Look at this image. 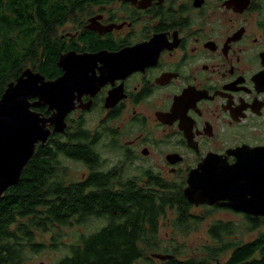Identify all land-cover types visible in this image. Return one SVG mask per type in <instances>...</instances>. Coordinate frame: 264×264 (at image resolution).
I'll list each match as a JSON object with an SVG mask.
<instances>
[{"label": "flooded vegetation", "instance_id": "flooded-vegetation-1", "mask_svg": "<svg viewBox=\"0 0 264 264\" xmlns=\"http://www.w3.org/2000/svg\"><path fill=\"white\" fill-rule=\"evenodd\" d=\"M84 11L61 26L52 54L58 69L49 80L64 75V57L76 70L67 74L75 107L65 141H87L97 154L110 148L115 161L105 169L99 154V169L121 181L151 175L185 197L193 175L196 192L218 201L187 200L191 212L241 222L208 230L223 222L245 232L247 218L261 220L247 209L264 193V0H95ZM206 214H196L200 225Z\"/></svg>", "mask_w": 264, "mask_h": 264}, {"label": "trees", "instance_id": "trees-1", "mask_svg": "<svg viewBox=\"0 0 264 264\" xmlns=\"http://www.w3.org/2000/svg\"><path fill=\"white\" fill-rule=\"evenodd\" d=\"M94 1L0 0V98L28 64L48 80L57 73L52 62L57 29L84 14L87 3ZM63 136L52 134L44 146L39 144L18 185L0 198V264H26L29 252L41 254L47 245L37 241L38 235L51 234L50 249L56 250L61 229L92 220L104 223L69 245L57 264H153L151 256L160 252L173 256L163 264H264V217L247 218L245 232L235 231L233 223H214L208 230L214 244L203 247L202 262L181 259L179 245L163 248L160 222L169 212L176 214L171 225L178 234L188 235L200 224L180 186L151 175L149 182L143 177L139 182L118 180L113 172L100 171L101 157L87 148V141L66 142ZM70 156L90 170L86 178L67 180L63 158ZM254 232L253 239L243 240Z\"/></svg>", "mask_w": 264, "mask_h": 264}, {"label": "water", "instance_id": "water-1", "mask_svg": "<svg viewBox=\"0 0 264 264\" xmlns=\"http://www.w3.org/2000/svg\"><path fill=\"white\" fill-rule=\"evenodd\" d=\"M94 57L98 56H81L82 59ZM65 59L64 57V64L60 63V67L65 71L63 76L56 80H48L40 72L27 68L15 81L8 84L0 98V198L10 187L18 185L23 169L33 158L37 146L39 144L44 146L52 134H63L66 129V116L75 107L74 95L67 94L68 75L74 74L76 70L71 68L72 61L66 68ZM41 106H48L49 110L55 113L46 117L33 110ZM204 176L201 182L208 184L209 179ZM242 182L250 187V175L247 174L246 178L244 176ZM194 183L196 184V179L191 175L189 187L184 191L186 199L191 204L198 206L218 201L211 198L207 191L197 193ZM262 184L264 187V181ZM252 202L258 205L252 206ZM251 203L247 211L264 217V193L253 198ZM154 256L162 261L173 258L172 255L165 254Z\"/></svg>", "mask_w": 264, "mask_h": 264}, {"label": "rangeland", "instance_id": "rangeland-1", "mask_svg": "<svg viewBox=\"0 0 264 264\" xmlns=\"http://www.w3.org/2000/svg\"><path fill=\"white\" fill-rule=\"evenodd\" d=\"M71 22L73 20H70ZM61 28V27H60ZM60 28L57 29V36L61 34L59 31ZM27 68H31V64H28L26 66ZM99 154L102 156V163L104 164V168L108 169L109 166L112 165V163L115 161V156L112 152V150L106 146H101L100 150H98ZM65 159V158H63ZM63 165L66 168L67 175L69 178L67 180L69 181H78L82 179L85 174H87V169L82 163H77L73 161H67L66 159L63 160ZM134 170L129 171L127 174L130 176H133ZM207 212V211H206ZM201 212H196V210H192L193 214H206ZM208 215V214H206ZM176 217V214L173 212H169L167 215V219L163 218L160 222V232H159V241L162 244L163 248H173L178 247L174 245H179V249L182 253L180 256L181 259L184 258H191L195 259L196 261H203L206 257L205 252L203 250L204 246L207 245H213L214 242L211 239L210 235L208 234V228L209 225L212 224L215 221H228L231 220L235 223H241L238 221L237 218L233 217H221V218H214L208 215V218L200 225H198L197 229L192 230L188 235L187 234H178L172 227V220ZM104 221L100 220H92L89 221L88 224L80 227H66L61 229L58 232V238L60 240V243H58L60 246L58 249H50V240H51V234L48 235H38L37 241L41 242L43 241L46 243V249L38 255L33 254L32 252H29L27 256V262L26 264H57V262L62 259L65 255L69 253V245L75 244L79 238L83 235L91 234L95 231H97L102 225ZM257 235V232L245 234L243 238L244 241H248L253 239ZM241 238V237H240ZM155 254H163L160 253H154L152 256L155 257ZM166 254V253H164ZM223 261L225 259H222ZM153 264H161L160 260H157L156 258L153 259Z\"/></svg>", "mask_w": 264, "mask_h": 264}, {"label": "bare ground", "instance_id": "bare-ground-1", "mask_svg": "<svg viewBox=\"0 0 264 264\" xmlns=\"http://www.w3.org/2000/svg\"><path fill=\"white\" fill-rule=\"evenodd\" d=\"M68 88H70V86L68 85Z\"/></svg>", "mask_w": 264, "mask_h": 264}]
</instances>
